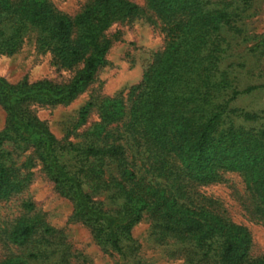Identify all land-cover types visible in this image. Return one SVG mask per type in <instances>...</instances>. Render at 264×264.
Listing matches in <instances>:
<instances>
[{
    "label": "trees",
    "instance_id": "16d2710c",
    "mask_svg": "<svg viewBox=\"0 0 264 264\" xmlns=\"http://www.w3.org/2000/svg\"><path fill=\"white\" fill-rule=\"evenodd\" d=\"M253 1L146 0L164 47L127 93L80 110L79 126L94 110L98 120L75 143L57 140L33 107L76 99L106 64L105 32L136 19L142 8L129 0H89L69 16L48 0H0V56L16 53L35 34L53 67L74 71L65 83L11 84L0 77V203L25 192L29 170L38 165L72 204L70 220L105 250L134 254L132 231L148 220L157 244L178 246L189 264H264V255L252 254L249 230L201 192L237 175L243 211L264 223V116L234 106L239 96L264 88H242L246 67L234 60L249 40L242 20ZM246 52L264 56V40ZM20 208L2 230L3 244L18 254L2 264H71L63 232L48 226L32 202Z\"/></svg>",
    "mask_w": 264,
    "mask_h": 264
},
{
    "label": "rangeland",
    "instance_id": "374dc122",
    "mask_svg": "<svg viewBox=\"0 0 264 264\" xmlns=\"http://www.w3.org/2000/svg\"><path fill=\"white\" fill-rule=\"evenodd\" d=\"M60 12L74 16L89 0H48ZM142 8V14L133 20L113 24L105 36L111 40V47L105 57L106 64L97 72L94 82L86 87L72 102L56 107H33L35 115L44 122L57 140L79 142V135L98 120L96 110L92 111L87 122L79 126L80 110L87 103H100L113 98L140 83L143 74L153 63L157 53L161 52L165 39L159 22L153 25L152 13L146 6V0H129ZM231 2V0H220ZM247 43L237 49L234 60L245 65L242 88L252 84H264V56L249 54L247 47L264 40V0H254L247 17L242 20ZM74 75V71L63 70L51 65L49 53L37 49L35 34L27 37L21 48L12 55L0 56V77L11 84L23 79L29 83L50 80L65 83ZM254 75V76H253ZM234 106L245 111L256 112L264 116V88L244 94L237 98ZM264 122V120H263ZM5 126V113L0 107V132ZM27 153L18 158L20 165ZM31 181L25 192L10 200L0 203V264L17 251L3 244L2 230L20 216L23 200L32 202L36 212L40 213L45 223L63 232L65 242L73 254L71 264H189L178 246L159 245L151 235V224L142 221L132 231L137 251L125 258L105 250L92 239L87 228L72 222V204L59 196L53 184L45 177L38 165L33 166ZM225 182L202 187L206 196L219 200L228 216L236 223L245 226L252 237V254L264 255V223L252 221L243 211L240 196L243 195V183L237 175H227Z\"/></svg>",
    "mask_w": 264,
    "mask_h": 264
}]
</instances>
